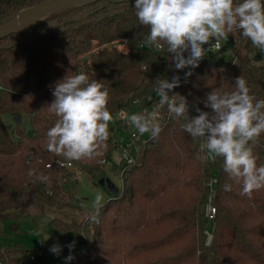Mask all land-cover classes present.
<instances>
[{"label":"trees","instance_id":"16d2710c","mask_svg":"<svg viewBox=\"0 0 264 264\" xmlns=\"http://www.w3.org/2000/svg\"><path fill=\"white\" fill-rule=\"evenodd\" d=\"M46 1L0 0V27ZM134 5L135 0H104L61 10L44 18L33 35L14 34L0 41V237L7 221L17 225L54 211H82L78 182L58 162L72 163L94 178L104 174L118 147L114 117L121 109L148 106V97L157 94L158 78L180 77V86L169 95L187 98L190 117L199 114L198 107L211 111L204 107L207 95L213 89L234 91L241 75L250 94L264 99V51L239 32L236 43L232 34L226 38L232 40L234 64L216 61L224 50L207 53L199 67L177 70L166 48L155 52L146 47L148 28L140 25ZM162 59L172 61L163 76L158 68ZM146 65L148 72L143 71ZM84 69L109 91V139L93 158L65 161L46 148V132L57 117L45 107L54 100L51 86ZM189 71L193 74L186 77ZM159 114V138L143 135L147 144L122 173L118 195L100 208L99 223L90 219L95 210L81 221L52 217L50 224L58 231L81 232L85 238L84 249L66 264H264V189L251 198L242 195V186L223 171L222 157L198 158L203 141L182 130L185 119L171 118L166 107ZM6 115L23 116L30 130L17 124L11 130ZM129 127L122 122V130ZM254 154L257 165H264V133ZM30 170L35 175L29 176ZM41 175L47 180L39 179ZM214 179L216 214L209 242L211 218L205 211ZM226 183L231 191L224 190ZM45 260L29 261L22 248H0V264H47Z\"/></svg>","mask_w":264,"mask_h":264},{"label":"clouds","instance_id":"9594fccd","mask_svg":"<svg viewBox=\"0 0 264 264\" xmlns=\"http://www.w3.org/2000/svg\"><path fill=\"white\" fill-rule=\"evenodd\" d=\"M134 8L140 25L148 28L144 43L157 51L166 48L177 70L199 67L213 50V41L219 47L222 39L237 32L250 40L253 47L264 51V0H135ZM70 73L51 86L54 100L45 108L57 119L46 132V148L65 161H80L93 158L109 139L113 116L108 109L109 91L100 80H90L83 72ZM192 74L189 71L185 75ZM180 84L179 76L171 80L158 78L154 90L159 100L153 111L129 115L128 124L140 135L148 133L152 139H158L163 128L157 113L166 107L171 118L185 119L182 130L194 140L203 141L199 159L223 158V171L229 180L242 186V195L251 198L255 191L264 189V165H257L254 154L264 133V99L250 94L241 75L235 80L234 91L213 89L207 95L203 103L211 111L198 107L199 114L190 117L187 98L169 95ZM28 175L35 172L30 170ZM39 179L47 177L41 175ZM231 189V184L224 185L225 191ZM101 201L102 195L98 194L95 214H90L96 223ZM75 243L67 245L70 251ZM49 250L59 256L62 248L54 244ZM66 259L71 261L74 257L69 255Z\"/></svg>","mask_w":264,"mask_h":264},{"label":"rangeland","instance_id":"374dc122","mask_svg":"<svg viewBox=\"0 0 264 264\" xmlns=\"http://www.w3.org/2000/svg\"><path fill=\"white\" fill-rule=\"evenodd\" d=\"M222 42L225 52L217 57L216 61H231L232 53L230 51V47L232 44V40L230 41V39H225V42ZM120 47L121 50H126V47L124 45H121ZM256 58L257 57H255V59ZM3 119L6 125L11 130L15 129L16 123L14 118L6 115L3 117ZM113 124H116L114 125L115 128H113V131L115 132V142L118 147L107 161L104 174H99L96 178H94L86 172H80L77 169V201L78 204L82 207V211H54V213H52L51 215L36 216L34 218L21 221L17 225L10 221L4 222L2 224L3 235L0 237V248L7 246L18 247L24 249L25 251H28L29 254L33 251L42 252L46 256L45 261L47 264H66L68 263V260L66 258L69 255H75L84 249L85 238L81 232H71L65 234L58 231L54 226L50 224V222L53 216L61 217L68 222H71L73 220L81 221L87 215H89V213L95 210V197L98 194L102 195V206L110 201L113 195L108 191L107 186L96 185V183H98L101 179L109 180L116 186L119 191L121 190V168L123 167V165H125L123 156L126 153H130L131 157L136 158L135 150H130V152H127L126 148L129 142H131V135L136 131V129L130 126L128 130H122V123H119L116 120V116L114 117ZM20 125H22L25 131L30 130L23 116H21ZM143 139L145 138L143 137ZM210 218V227L206 232L209 239L212 238L210 230L214 226L213 217L210 216ZM46 238L49 239L45 241ZM73 241L76 242L75 247L70 251L66 246ZM54 244H59L62 248L59 256L51 253L49 250L50 247ZM66 248H68L67 253L64 252Z\"/></svg>","mask_w":264,"mask_h":264},{"label":"built area","instance_id":"2783aa9c","mask_svg":"<svg viewBox=\"0 0 264 264\" xmlns=\"http://www.w3.org/2000/svg\"><path fill=\"white\" fill-rule=\"evenodd\" d=\"M236 36L234 37V40H235V43H236ZM144 47V46H142ZM148 48V46H146ZM206 48H209L211 47V45H205ZM212 48L213 50L208 52V53H212V54H218L220 52H223L225 49H224V45H223V42L220 41L219 43V47H216L215 46V41H213V45H212ZM163 49L157 51L156 49H153V51L155 52H162ZM232 53V59H231V62L234 64L236 61H237V57L236 55L234 54V52H231ZM168 64H172V61H169V60H165V59H162L159 61L158 63V68H159V73L162 74V76L165 74V70H166V66ZM145 69H147L145 71ZM87 70H82L83 73H85ZM143 71L145 72H148L150 71V66L146 65L143 67ZM171 80V79H169ZM158 95L157 94H154L152 96H149L148 97V101H149V105L140 109L138 108V106L134 105L131 108H128V109H121L117 114H116V120L120 123L122 122H126L127 121V117L131 114H134V113H138V112H152L155 105L158 103ZM160 117V114L159 112L157 113V118ZM144 135V134H143ZM143 135H140L139 132L136 130L131 136V142H129V144L127 145V152H130V150H135L136 152V158H133L131 157L130 153H126L124 156H123V161L125 162V165H123V167L121 168V173H124L130 166H132L133 164H135L136 162V159H137V156L140 152V149L142 148V146L144 144L147 143V140L146 139H143ZM146 138V137H144ZM144 142V143H143ZM210 159H212L211 156H209ZM104 163H106V161H103ZM61 167L63 168H66L68 169V171L72 174H74V179L78 182V176H77V168L72 164V163H65V162H58ZM214 184H216V179H214L212 181V183L210 184V188H211V192H212V195L210 196L209 198V203L207 205V208H206V211H205V214L207 217L210 218L211 217H214L215 214H216V209L215 207L213 206L212 204V200H213V197H214ZM211 239H209V242H210ZM45 254L42 253V252H37V251H33L29 254V261L31 262H36V261H39V260H42V259H45Z\"/></svg>","mask_w":264,"mask_h":264},{"label":"water","instance_id":"95a60500","mask_svg":"<svg viewBox=\"0 0 264 264\" xmlns=\"http://www.w3.org/2000/svg\"><path fill=\"white\" fill-rule=\"evenodd\" d=\"M104 0H49L22 11L16 19L0 27V41L14 34L31 36L39 23L47 16L65 9L94 4ZM257 57L255 60H260ZM17 125L21 124V116L15 118ZM113 130V129H112ZM96 185L107 186L108 191L117 196L119 190L109 180L101 179Z\"/></svg>","mask_w":264,"mask_h":264},{"label":"crops","instance_id":"0c3cea01","mask_svg":"<svg viewBox=\"0 0 264 264\" xmlns=\"http://www.w3.org/2000/svg\"><path fill=\"white\" fill-rule=\"evenodd\" d=\"M46 258V257H45Z\"/></svg>","mask_w":264,"mask_h":264}]
</instances>
